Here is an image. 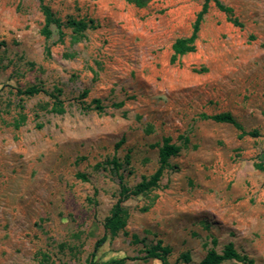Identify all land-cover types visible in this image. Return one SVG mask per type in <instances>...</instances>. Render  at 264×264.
<instances>
[{
  "label": "rangeland",
  "instance_id": "obj_1",
  "mask_svg": "<svg viewBox=\"0 0 264 264\" xmlns=\"http://www.w3.org/2000/svg\"><path fill=\"white\" fill-rule=\"evenodd\" d=\"M218 1L231 12L210 2L173 59L204 0H0V264H161L142 260L158 241L199 264L212 239L264 264V0ZM41 5L61 37L41 34ZM223 113L241 130L202 118ZM165 139L179 153L105 233L120 183L150 179Z\"/></svg>",
  "mask_w": 264,
  "mask_h": 264
},
{
  "label": "trees",
  "instance_id": "obj_2",
  "mask_svg": "<svg viewBox=\"0 0 264 264\" xmlns=\"http://www.w3.org/2000/svg\"><path fill=\"white\" fill-rule=\"evenodd\" d=\"M41 2V0H39ZM128 3L134 4L138 8L144 7L150 0H126ZM210 2H213L215 4V7L223 13L229 14L231 12L230 8H227L223 6L218 0H204V3L202 5V8L200 12L196 15L195 21L192 26V34L189 38L184 39H178L175 41V43L172 46L173 50V59L177 56H183L189 53H193L195 50L194 42L197 38V33L199 31L200 23L203 20V16L206 14L208 9V4ZM42 3V2H41ZM42 14L44 17V26L42 28L41 34L48 38L52 34V27H55L58 31L59 37L63 35L62 33V23L56 19L53 15V13L50 11V9L44 5H41ZM229 22H231L235 26H239V24L236 21H231L229 19ZM67 27L72 28L73 32L78 35H82V32L86 30L87 26L85 23L82 22H75L72 20H69L66 24ZM18 95L32 97L35 95H38L40 93H46L43 90L36 88V87H29L24 91H18ZM53 101V108L52 111L55 113H61L63 111L61 103L57 100L55 96H51ZM96 103V109L101 110L102 108L99 106V102L97 100L94 101ZM122 104H116L115 107H120ZM203 119H209L215 123L219 124H227L231 125L237 130H241L240 125L235 121V119L228 113L218 114L214 116H202ZM246 135L251 137H256L257 133H247ZM180 151V148L170 144L169 139H165L163 141V145L159 149L158 153V163L159 166L157 170L153 173V175L148 180H142L138 185H136L133 189L124 187L122 183H120V189L118 192V199L115 203V207L110 214L109 217H107L103 223V229L104 232L107 234H110L114 236L117 232L122 231L125 226L126 222L123 217V203L127 201L131 197H137L142 194H145L154 188L157 187L158 182L161 179L162 173L164 169L167 167L168 160L171 157L176 156ZM113 163L115 161L113 160ZM105 237L100 239L96 242L95 247H99L104 243ZM212 248L207 251L204 258L199 262V264H224L229 261H234L237 263L242 264H254L253 260L248 259L246 256L240 255L235 249L232 243H228L226 246H224L222 252L219 254L214 249L217 245L216 239H212L211 241ZM171 253V249L168 246L162 245L160 241L156 242V244L150 248H147L145 250L146 256L142 258L143 261L147 260H156L159 261L161 264H171L168 261V256ZM182 264H190L191 263V257L189 253H183L180 258ZM127 259H119L114 260L111 262H106L103 264H124ZM172 264H179L178 262L172 263Z\"/></svg>",
  "mask_w": 264,
  "mask_h": 264
}]
</instances>
